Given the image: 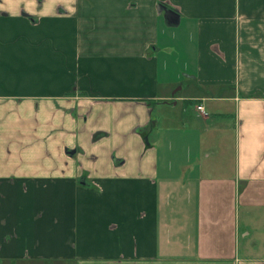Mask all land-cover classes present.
Returning <instances> with one entry per match:
<instances>
[{
  "label": "crops",
  "instance_id": "1",
  "mask_svg": "<svg viewBox=\"0 0 264 264\" xmlns=\"http://www.w3.org/2000/svg\"><path fill=\"white\" fill-rule=\"evenodd\" d=\"M0 264H264V0H0Z\"/></svg>",
  "mask_w": 264,
  "mask_h": 264
},
{
  "label": "built area",
  "instance_id": "2",
  "mask_svg": "<svg viewBox=\"0 0 264 264\" xmlns=\"http://www.w3.org/2000/svg\"><path fill=\"white\" fill-rule=\"evenodd\" d=\"M197 111L198 112H200V113H203L204 114V112H203V107L202 106H197Z\"/></svg>",
  "mask_w": 264,
  "mask_h": 264
},
{
  "label": "water",
  "instance_id": "3",
  "mask_svg": "<svg viewBox=\"0 0 264 264\" xmlns=\"http://www.w3.org/2000/svg\"><path fill=\"white\" fill-rule=\"evenodd\" d=\"M173 15H175V14L173 13ZM175 16H176V15H175ZM176 18H177V16H176ZM177 23H178V19H177ZM177 23H176V24H177Z\"/></svg>",
  "mask_w": 264,
  "mask_h": 264
},
{
  "label": "rangeland",
  "instance_id": "4",
  "mask_svg": "<svg viewBox=\"0 0 264 264\" xmlns=\"http://www.w3.org/2000/svg\"><path fill=\"white\" fill-rule=\"evenodd\" d=\"M178 87H179V86H177L176 88H178ZM176 88H175V89H176ZM173 91H174V89H173Z\"/></svg>",
  "mask_w": 264,
  "mask_h": 264
}]
</instances>
